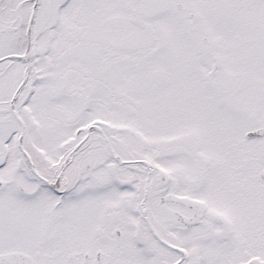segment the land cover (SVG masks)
Segmentation results:
<instances>
[{
  "label": "snow or ice",
  "instance_id": "snow-or-ice-1",
  "mask_svg": "<svg viewBox=\"0 0 264 264\" xmlns=\"http://www.w3.org/2000/svg\"><path fill=\"white\" fill-rule=\"evenodd\" d=\"M0 264H264V0H0Z\"/></svg>",
  "mask_w": 264,
  "mask_h": 264
}]
</instances>
